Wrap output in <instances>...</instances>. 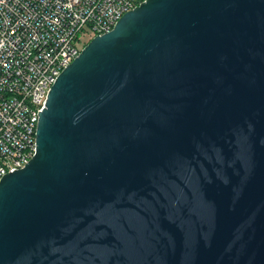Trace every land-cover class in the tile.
Listing matches in <instances>:
<instances>
[{
	"label": "water",
	"instance_id": "95a60500",
	"mask_svg": "<svg viewBox=\"0 0 264 264\" xmlns=\"http://www.w3.org/2000/svg\"><path fill=\"white\" fill-rule=\"evenodd\" d=\"M0 264H264V0H146L87 43L0 181Z\"/></svg>",
	"mask_w": 264,
	"mask_h": 264
},
{
	"label": "built area",
	"instance_id": "2783aa9c",
	"mask_svg": "<svg viewBox=\"0 0 264 264\" xmlns=\"http://www.w3.org/2000/svg\"><path fill=\"white\" fill-rule=\"evenodd\" d=\"M146 0H0V181L37 152L40 114L62 71Z\"/></svg>",
	"mask_w": 264,
	"mask_h": 264
}]
</instances>
